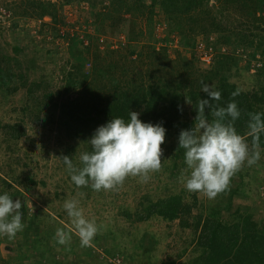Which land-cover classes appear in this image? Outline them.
Here are the masks:
<instances>
[{
	"label": "rangeland",
	"instance_id": "374dc122",
	"mask_svg": "<svg viewBox=\"0 0 264 264\" xmlns=\"http://www.w3.org/2000/svg\"><path fill=\"white\" fill-rule=\"evenodd\" d=\"M47 1L57 12L37 18L29 8L36 0H0V192L7 191L22 201L25 225L14 238L0 236V264H196L197 258L203 257L197 242L204 219L238 225L239 238L245 234L244 220L248 219L255 224L256 233L264 236V147L260 160L251 166L245 162L215 199L185 188L182 176L187 166L184 150L178 149V125H165L168 116L179 124H194L196 111L185 98L179 108L172 109L170 101L163 107L165 115H170L162 122L166 128L162 162L170 159L159 171L150 173L146 183L129 176L111 190L97 192L91 183L77 188L61 159L66 155L79 165L80 153L91 151L87 141L103 125L92 116H75L73 121L62 115L63 104L77 103L82 97L80 88L68 96L63 94L69 72L80 80L93 76L95 67L109 68L101 74L129 84H135L138 76L167 84L182 79L184 96L191 89L204 94L202 83L216 88L222 77L239 91L264 92V75H258L259 70L251 72L242 57L222 61L217 53L206 64L196 51V43L202 40L221 44L217 39L224 33L213 31L208 22L214 15L230 32L251 34L245 41H233L253 45L245 49L248 58L253 59L254 54L264 58V45H258L264 38V0H248L249 9L239 3L225 11L219 8L222 14L215 13L219 2L214 0H203L199 9L184 16L180 11L166 13L155 7L151 23L138 19L143 37L135 44L125 36L109 34L106 28L99 32L93 23L94 14L107 10L111 0ZM143 3L149 6L151 1ZM193 18L202 20L197 29L209 31L208 39L200 32L190 33ZM109 86L106 82L105 90ZM47 95L58 105L55 111L48 108L52 103L46 100ZM256 106L264 112V101ZM17 125L25 132L13 139L7 128ZM248 138L251 136L246 137L251 149ZM169 195H180L191 208L190 215L173 222L158 216L144 222L133 220L148 204ZM72 198L80 200L85 217L100 227L89 247L81 246L63 207ZM182 220L190 227H182ZM57 228L72 229L67 245L57 242Z\"/></svg>",
	"mask_w": 264,
	"mask_h": 264
},
{
	"label": "trees",
	"instance_id": "16d2710c",
	"mask_svg": "<svg viewBox=\"0 0 264 264\" xmlns=\"http://www.w3.org/2000/svg\"><path fill=\"white\" fill-rule=\"evenodd\" d=\"M149 6H145L143 0H111L109 8L104 12H96L93 16V23L96 25L99 32L103 31V28L108 29L109 34L125 36L129 43H137L139 39L143 37V31L141 26L139 27L138 19L145 20L146 23H151L153 18L155 7L164 8L166 13H173L180 11L184 16L193 10L199 9L203 0H150ZM218 1V8L216 14H222V11L228 9L229 6L239 5L244 9H249L248 0H214ZM132 2V3H130ZM33 7V9H32ZM31 11L34 10L35 17L41 18L46 15H55L57 9L54 5H51L47 0H36L35 3L29 7ZM219 8L222 10L220 11ZM51 10V11H50ZM153 10V11H152ZM146 12V13H145ZM128 14V15H127ZM214 16L208 20L213 31H219L224 33L223 38L217 39L221 44L214 45L215 50L218 51L217 56L223 59L236 60V56L222 54L220 49L223 46H243L246 49H252L253 45L249 42L248 46L236 43L233 41H245L251 34H245L239 30L236 33L230 32L222 27L221 22ZM202 20L193 18L190 20V33L205 36L204 39H208L210 33L204 28H198V24ZM218 21V22H217ZM196 25V26H195ZM194 26V27H193ZM196 29V30H195ZM221 33V34H222ZM228 35V36H226ZM120 36V37H121ZM234 36V37H233ZM253 37V34H252ZM235 38V39H234ZM252 40V39H251ZM250 41V40H248ZM258 45L261 47L264 45V38L258 40ZM264 48V47H263ZM237 61V60H236ZM79 67V66H78ZM247 68V67H246ZM75 71L76 67H72ZM109 69V68H108ZM108 69H100L95 67L93 70V76H84L80 80L73 72H69L66 78L63 94L68 96L73 90L80 88L82 97L77 103L63 104L61 108L62 115H67L68 120H75V116L91 117L99 124H105L111 117H123L126 121L129 119V112H139L141 115L139 119L143 122L162 123L166 119L165 111L163 107L168 101L171 102L170 107L172 109L181 107L184 98L191 102L194 110L196 111L197 102L200 98H207L206 94L198 93L196 90H189L183 95L185 86L183 80H175L174 82L155 81L151 76H147L152 83L148 82L147 77H136L135 84H129L125 80L121 81L118 78L107 76V74H101ZM248 69V68H247ZM257 72V71H256ZM110 73V72H108ZM258 75H264V67L258 72ZM106 75V76H105ZM123 79V77H120ZM89 79V80H88ZM110 84L108 90H105L104 80ZM86 80L90 81L86 84ZM125 85V88H123ZM221 93L222 98L220 101L213 102V106L226 107L227 104L235 100L237 103L241 115L240 118L235 121V128L237 132L242 136H247L249 132L248 123L250 120V114L257 112H263L256 104H261L264 101V92L258 93H246L236 89L228 82V78L222 77L218 80L217 87ZM238 95L233 96V93ZM58 95V94H57ZM65 96V97H66ZM59 97V95H58ZM46 100L49 104L52 103L50 109H54L58 106L53 101V97L46 96ZM49 109V110H50ZM52 110H50L52 112ZM207 111V110H206ZM50 112V113H51ZM168 121L166 125L169 127H176L178 135L181 130L190 129L193 124L178 123L171 117H167ZM208 118L212 121L214 119L210 114ZM164 119V120H163ZM163 124V123H162ZM9 135L13 139H19L24 134V130L21 126H8ZM251 145L253 143L252 137L248 138ZM260 145L264 147V135H261ZM31 184H35L33 180H29ZM191 208L183 203L180 195H169L166 198L156 202L148 204L142 212H137L133 220L137 222H144L149 220L152 216H158L161 219L173 222L181 220L184 216L190 215ZM129 217H131L128 214ZM198 221L200 222L199 218ZM246 226L245 234L242 238H239L238 230L239 226L232 224L230 226L220 223L212 222L209 219H204L201 223L200 237L197 242V246L201 247L203 257L197 258L196 264H264V236H259L255 230V224L249 222L248 219L244 220ZM199 224V223H198ZM180 225L184 228L190 227V225L182 220Z\"/></svg>",
	"mask_w": 264,
	"mask_h": 264
},
{
	"label": "clouds",
	"instance_id": "9594fccd",
	"mask_svg": "<svg viewBox=\"0 0 264 264\" xmlns=\"http://www.w3.org/2000/svg\"><path fill=\"white\" fill-rule=\"evenodd\" d=\"M201 92L207 98L197 102L194 124L180 131L178 149L184 150L183 182L189 192H202L208 199L229 187L232 176L245 162L251 166L261 158L260 138L264 135V112L250 114L248 135L253 143L250 149L245 136L235 128L241 112L235 102L226 107L213 106L222 93L211 84L202 83ZM233 96L238 93H233ZM191 104V102H187ZM207 110V111H206ZM214 117L209 121L208 115ZM139 112L130 111L129 119L111 117L98 126L87 141L91 151L81 152L79 165L72 157H61L71 182L77 187H91L99 192L122 185L129 176H138L148 182L150 173L162 168L164 156L161 145L165 142L166 128L162 123L143 122ZM83 196V193H80ZM22 201L13 199L7 191L0 192V236L14 238L24 229ZM64 209L71 218L82 247L91 246L100 227L93 219L86 218L80 200H66ZM57 242L67 245L72 239V229L56 230Z\"/></svg>",
	"mask_w": 264,
	"mask_h": 264
},
{
	"label": "built area",
	"instance_id": "2783aa9c",
	"mask_svg": "<svg viewBox=\"0 0 264 264\" xmlns=\"http://www.w3.org/2000/svg\"><path fill=\"white\" fill-rule=\"evenodd\" d=\"M245 49L243 46H223L220 51L222 54H228V55H234L236 57H242L244 62L248 64V67L250 71H258L262 67H264V58L263 56L248 58L247 54L245 53ZM264 49V48H263ZM196 51L198 52L200 59L202 62L206 64H210L211 60L213 59V56L217 54V51L215 50V47L213 43L211 44L208 41L205 42V40L199 41L196 43ZM256 53V52H255ZM264 181L262 182L261 189H264Z\"/></svg>",
	"mask_w": 264,
	"mask_h": 264
}]
</instances>
